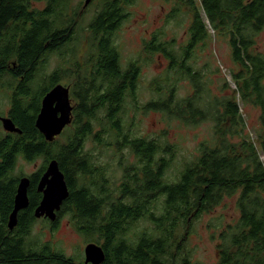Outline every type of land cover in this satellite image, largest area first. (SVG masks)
<instances>
[{
    "label": "trees",
    "instance_id": "obj_1",
    "mask_svg": "<svg viewBox=\"0 0 264 264\" xmlns=\"http://www.w3.org/2000/svg\"><path fill=\"white\" fill-rule=\"evenodd\" d=\"M134 2L102 0L89 23L86 44L78 49L83 13L70 11V0H0V91L9 99L6 115L22 131L5 132L0 138V264H31L13 238L31 231L33 210L20 213L14 233L8 227L19 158L43 159L33 174L31 208L40 203L36 184L49 161L59 162L70 196L58 219L68 215L87 243L102 245L108 257L104 264H201L184 249L189 227L225 197L236 198L239 215L220 235L215 264H264V53L257 49L264 30V0H178L170 18L182 13L190 17L183 48L177 50L176 39L164 41L158 34L146 44L150 56L167 57L166 70L176 81L188 78L194 90L179 99L172 85L168 95L148 103L147 110L161 111L187 125L213 123V140L200 145L194 161L185 165L175 182L166 177L174 154L171 146L160 144L158 137H132L121 124L123 101L126 94L135 98L140 67L133 63L123 69L115 34ZM209 29L215 40L227 41L235 66L230 72L235 88L225 83L222 97L211 98L202 71L195 67L200 55L206 60V76L214 66ZM65 50L72 51L70 76L78 105L73 130L68 126L62 133H67V140H58L60 135L49 143L36 128L41 101L52 88L64 84L69 69L64 65L50 75L43 73L47 57L58 52L64 58ZM78 53L83 64L76 60ZM161 91L156 94L162 95ZM240 100L260 110L256 139L242 117ZM6 115L0 112V117ZM106 125L109 128L97 132L94 139L100 142L101 133L115 134L118 146L129 150L137 162L124 167L116 187L84 150L86 137ZM142 220L155 229L128 237L126 233ZM180 229H185L184 235H178ZM57 253L54 264H71L63 252Z\"/></svg>",
    "mask_w": 264,
    "mask_h": 264
},
{
    "label": "rangeland",
    "instance_id": "obj_2",
    "mask_svg": "<svg viewBox=\"0 0 264 264\" xmlns=\"http://www.w3.org/2000/svg\"><path fill=\"white\" fill-rule=\"evenodd\" d=\"M101 1L91 0L84 7L86 0H70V11L83 13L79 20V28L84 31L76 38V48L79 49L86 44L89 23L98 12ZM177 3L178 0H135L129 8V17L115 34V43L121 56L123 69L128 68L133 63H137L140 67L139 82L134 93L135 98L126 94L123 101V112L121 114L123 131L136 138L150 139V137H158L161 139L160 144L164 143L171 146L174 154L171 158V166L166 173L167 179L171 182L177 180L186 164L194 161L198 155L200 145L208 139L213 140L214 137L211 121L206 120L197 125H187L178 119L165 116L161 111L147 110L146 108L148 103L155 101L159 96L166 97L172 85L175 87V93L179 99L190 96L193 92L190 79L185 78L176 81L177 77L166 70L164 56L160 54L150 56L146 50V44L150 35L153 34L160 35V38L164 41L176 39L178 43L176 49L181 50L186 41V32L190 27V17L182 13L177 18H170ZM44 6L45 4L41 5L40 8ZM209 30L212 43L209 52L214 57V66L211 67L208 76H206L207 69H204V61L206 60L200 55L199 62L195 63V67L202 71L204 81L207 87L211 89V98L222 97L225 93V91L222 92L226 88L224 87L225 83H228L231 89L235 88L230 75L235 66L231 60L230 47L227 41L215 40L214 36L216 34L212 29ZM257 41V49L264 53V30L260 33ZM63 55L64 58L58 52H54L47 57L43 77L50 75L64 65L69 69V75L72 74V51ZM76 58L78 63L83 64L84 58L79 53ZM69 75L67 73L65 79L62 80L64 84L70 83L71 79H67ZM166 79H170V82ZM160 89L162 95L156 94L158 90L160 93ZM207 100L205 98V101ZM9 107V99L4 91H0V112L6 115ZM239 107L242 117L249 127L250 136L256 139L260 110L253 105L244 104L241 100L239 101ZM73 128L72 125V130ZM108 128V125L104 128L97 126L93 134L86 137L84 150L99 163L110 184L116 187L122 181L124 167L128 164H137V162L135 156L132 153L129 154V150L118 146L115 134L111 132L101 133L100 142L94 139L97 132ZM4 134L5 131L0 125V138ZM67 136V133H65L57 138L61 142H65ZM167 157H170V155H167ZM42 163V158L33 163H27L23 158H20L14 174H32ZM158 206L161 207V204L159 203ZM238 215L236 198L225 197L219 205L200 214L191 226H188L189 234L184 249L194 262L201 264H215L217 262V246L220 243V235L228 224H232L238 219ZM70 222L72 221L68 215L62 216L59 228L54 234L43 223H38L35 229L44 236L43 240L56 241L57 243L62 240L64 250L60 251L66 256L79 259L80 245L87 242L77 230L66 227ZM144 229L150 232L155 229V226L146 220H142L132 226V230H129L126 235L134 237ZM184 231L185 229H180L177 230V233L179 236L184 235ZM82 257H84V251Z\"/></svg>",
    "mask_w": 264,
    "mask_h": 264
},
{
    "label": "water",
    "instance_id": "obj_3",
    "mask_svg": "<svg viewBox=\"0 0 264 264\" xmlns=\"http://www.w3.org/2000/svg\"><path fill=\"white\" fill-rule=\"evenodd\" d=\"M91 0H86V7ZM73 106L70 98V89L61 84L55 86L42 99L41 109L36 120V128L49 143L54 142L62 135L66 127L70 126L73 120ZM3 130L8 133L22 134L11 118L0 117ZM30 181L27 177L20 180L14 202V210L10 215L9 228L13 230L17 225L18 214L28 208V188ZM38 192L42 194V200L35 210V217H45L56 222L57 213L61 210L64 202L69 198L70 191L64 172L57 160L49 161L46 171L40 179ZM86 264H103L106 254L103 248L90 243L85 248Z\"/></svg>",
    "mask_w": 264,
    "mask_h": 264
},
{
    "label": "flooded vegetation",
    "instance_id": "obj_4",
    "mask_svg": "<svg viewBox=\"0 0 264 264\" xmlns=\"http://www.w3.org/2000/svg\"><path fill=\"white\" fill-rule=\"evenodd\" d=\"M155 37H156V34H153L152 36L150 35V38H149V41L148 42H152ZM177 50H179V49H177ZM164 59H165V65H166V68H167V66L169 64V61L167 60V57H165V56H164ZM69 78L71 79L70 83H68V84L66 83L67 85L66 84L64 85V84L61 83V85L65 86V87H69V89H70V98H71L72 106L74 108L73 109V120H72L71 125L69 126V127H72L73 121H74V117H75V109H76V107L78 105V100L74 97L75 91H74V86L72 84V80H74V78L72 76H70V75L67 77V79H69ZM41 104H42V101H41ZM1 117L10 118L7 115L6 116H1ZM1 125H2V122H1ZM6 133H8V132H6ZM38 159L39 158L33 160L32 162H29V161H26L25 160V162H27V163H33V162H35ZM40 167L34 173L29 174V175H24V174L15 175V176L18 177L17 178V181H18L17 190H18V186H19L20 180L22 178L27 177L29 179V181H30V185H29V188H28L29 205H28V208H26V209H24V210H22V211L19 212L18 218H19L20 213L25 212V211H30V210H33L34 216H35V210L37 209V207L39 206L40 203L37 206L31 208V206H32V203H31V191L34 190V178H33V174H35L36 172H38V170L40 169ZM15 169H16V167H15ZM43 174H42V176H43ZM39 182H40V180H39ZM39 182L36 184V192L41 197V199H40V202H41V200H42V194L38 192ZM16 194H17V191H16ZM15 197H16V195H15ZM14 202H15V199H14ZM13 210H14V206H13L12 212H13ZM12 212L10 213V215L12 214ZM59 213H60V211L57 213V217H59ZM9 220H10V216H9ZM9 220H8V224H9ZM18 221L19 220H17V225L15 226V228L13 230H11L9 228V230L11 232H13V233L15 232V230H16V228L18 226ZM60 221H61V218H59V219L57 218L56 222H52V221H50L49 219H47L45 217H42V218H36L35 217V221L33 222L32 229H31V231H29L28 234H25L24 236H18L16 238H13V239L19 241V248L22 249L23 254L25 255V258H24L25 261H27L28 263H31V264H37V262H39V261H41V262L50 261L51 264H54L55 256L58 255L57 252H59L60 250H64V243H63L62 240L58 241V243L56 241L55 242H52L50 240H48V241L43 240L42 238L44 236L41 235V234H39L36 231L35 226L38 223H43L52 232V234H54L55 231H57L58 228H59ZM66 227H69L72 230L74 228L72 222L68 223L66 225ZM74 230H76V229L74 228ZM83 244L80 245V257H79V259H77L75 257H69V256H66V255L63 254V256L65 257V259L68 260V262H70L71 264H86L85 263V259H86V257H85V248L90 243H83ZM100 246L103 248L102 245H100ZM103 250H104V252L106 254V260H107V258H108L107 257V253H106V251H105L104 248H103ZM83 251H84V257H82V252ZM20 254H21V252H20ZM63 256H61L60 258L63 259V260H65ZM106 260H105V262H106ZM21 261H23V260H21ZM4 264H11V263L9 261H5Z\"/></svg>",
    "mask_w": 264,
    "mask_h": 264
}]
</instances>
